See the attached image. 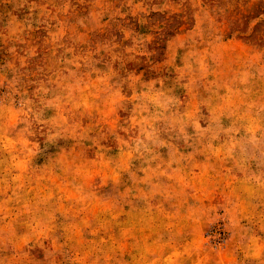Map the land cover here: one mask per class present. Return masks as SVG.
Returning a JSON list of instances; mask_svg holds the SVG:
<instances>
[{"label": "rangeland", "instance_id": "obj_1", "mask_svg": "<svg viewBox=\"0 0 264 264\" xmlns=\"http://www.w3.org/2000/svg\"><path fill=\"white\" fill-rule=\"evenodd\" d=\"M0 264H264V0H0Z\"/></svg>", "mask_w": 264, "mask_h": 264}]
</instances>
